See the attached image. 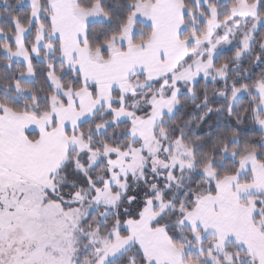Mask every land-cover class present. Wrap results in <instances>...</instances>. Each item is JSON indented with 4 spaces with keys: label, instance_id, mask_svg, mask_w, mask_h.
<instances>
[{
    "label": "snow or ice",
    "instance_id": "snow-or-ice-1",
    "mask_svg": "<svg viewBox=\"0 0 264 264\" xmlns=\"http://www.w3.org/2000/svg\"><path fill=\"white\" fill-rule=\"evenodd\" d=\"M0 264H264V0H0Z\"/></svg>",
    "mask_w": 264,
    "mask_h": 264
}]
</instances>
